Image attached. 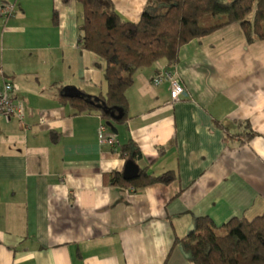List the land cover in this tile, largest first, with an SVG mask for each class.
Returning <instances> with one entry per match:
<instances>
[{"label":"crops","instance_id":"0c3cea01","mask_svg":"<svg viewBox=\"0 0 264 264\" xmlns=\"http://www.w3.org/2000/svg\"><path fill=\"white\" fill-rule=\"evenodd\" d=\"M111 2L130 23L146 7ZM3 5L12 11L0 14V87L13 85L24 118L0 116V264H191L180 240L197 219L264 215V40L247 43L233 24L183 46L172 67L138 69L125 122L109 121L115 133L71 106L81 95L100 106L103 90V60L79 48L77 4ZM162 71L183 87L178 101L167 82L153 85ZM101 125L112 147L99 142ZM129 142L139 171L174 180L113 185Z\"/></svg>","mask_w":264,"mask_h":264},{"label":"trees","instance_id":"16d2710c","mask_svg":"<svg viewBox=\"0 0 264 264\" xmlns=\"http://www.w3.org/2000/svg\"><path fill=\"white\" fill-rule=\"evenodd\" d=\"M61 1H74L79 8V48L104 62L100 106L82 95L71 106L75 114H98L105 124L125 122L127 91L138 69L158 61L167 67L176 65L180 49L191 41L233 24L240 27L247 43L264 40V0H146L137 23L120 19L111 0ZM114 110L122 111L119 120L113 119ZM120 155L134 162L140 153L129 142L121 147ZM174 178L172 172L154 176L139 171L130 180L121 173L111 175L113 185L134 191L169 184ZM180 244L191 264H264V215L251 220L232 218L221 226L199 218Z\"/></svg>","mask_w":264,"mask_h":264},{"label":"built area","instance_id":"2783aa9c","mask_svg":"<svg viewBox=\"0 0 264 264\" xmlns=\"http://www.w3.org/2000/svg\"><path fill=\"white\" fill-rule=\"evenodd\" d=\"M12 7L10 5H3L0 8V14L2 16L11 15ZM167 82L170 89V98L173 102L178 101L179 96L183 94V87L179 81L168 71H162L153 77V85H159L162 82ZM14 93V87L11 84H5L0 87V116L15 117L22 121L24 118L23 108L14 101L12 95ZM98 140L101 144H107L109 146L114 145V136L105 134V125H101L98 132Z\"/></svg>","mask_w":264,"mask_h":264},{"label":"water","instance_id":"95a60500","mask_svg":"<svg viewBox=\"0 0 264 264\" xmlns=\"http://www.w3.org/2000/svg\"><path fill=\"white\" fill-rule=\"evenodd\" d=\"M108 127L111 129V131L116 133V130L112 127V124L110 122L106 123ZM139 174V169L137 165L134 162L127 161L125 168L123 170V178L129 180L137 177Z\"/></svg>","mask_w":264,"mask_h":264},{"label":"rangeland","instance_id":"374dc122","mask_svg":"<svg viewBox=\"0 0 264 264\" xmlns=\"http://www.w3.org/2000/svg\"><path fill=\"white\" fill-rule=\"evenodd\" d=\"M226 1H231V0H226Z\"/></svg>","mask_w":264,"mask_h":264}]
</instances>
